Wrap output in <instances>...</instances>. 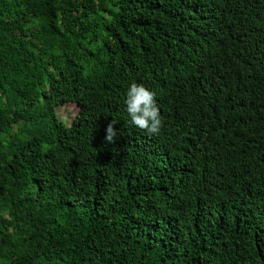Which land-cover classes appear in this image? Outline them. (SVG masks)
<instances>
[{
    "label": "trees",
    "instance_id": "trees-1",
    "mask_svg": "<svg viewBox=\"0 0 264 264\" xmlns=\"http://www.w3.org/2000/svg\"><path fill=\"white\" fill-rule=\"evenodd\" d=\"M0 264H264V0H0Z\"/></svg>",
    "mask_w": 264,
    "mask_h": 264
},
{
    "label": "clouds",
    "instance_id": "clouds-1",
    "mask_svg": "<svg viewBox=\"0 0 264 264\" xmlns=\"http://www.w3.org/2000/svg\"><path fill=\"white\" fill-rule=\"evenodd\" d=\"M126 110L130 123L135 128L151 135H158L163 127L161 111L157 105L156 94L141 83L132 82L126 92ZM114 118L107 125L105 132L106 143H114L117 130Z\"/></svg>",
    "mask_w": 264,
    "mask_h": 264
},
{
    "label": "rangeland",
    "instance_id": "rangeland-1",
    "mask_svg": "<svg viewBox=\"0 0 264 264\" xmlns=\"http://www.w3.org/2000/svg\"><path fill=\"white\" fill-rule=\"evenodd\" d=\"M77 115V108L73 105H68L64 108H58V116L60 120L68 127L72 124L75 116Z\"/></svg>",
    "mask_w": 264,
    "mask_h": 264
}]
</instances>
